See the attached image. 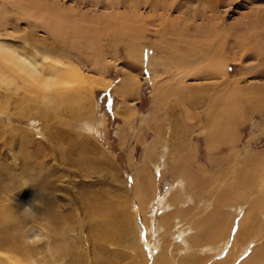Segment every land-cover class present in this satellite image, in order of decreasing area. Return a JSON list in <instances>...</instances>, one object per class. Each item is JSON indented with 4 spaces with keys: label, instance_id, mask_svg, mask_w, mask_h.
<instances>
[{
    "label": "rangeland",
    "instance_id": "obj_1",
    "mask_svg": "<svg viewBox=\"0 0 264 264\" xmlns=\"http://www.w3.org/2000/svg\"><path fill=\"white\" fill-rule=\"evenodd\" d=\"M215 1L0 0V42L19 55L21 47L31 49L49 63L81 71L69 102L58 107L28 93L6 71L13 80L8 90L0 86V206L10 204L16 218L28 217L27 228L39 227L43 215L28 205L41 207L32 199L39 191L53 201L60 234L73 229L83 259L101 257L100 264H131L124 243L134 235L143 253L148 244L168 245L171 258L179 252L176 234L218 209L234 226L222 249L202 262L227 257L239 264L264 251V237L245 238L243 249L244 241L234 238L264 185V0ZM128 77L132 89L119 91ZM28 126L42 128L43 138L25 134ZM81 157L90 169L79 164ZM254 165L256 178L245 188L240 179ZM34 169L41 170L37 176ZM178 176L188 183L184 192L167 197ZM42 179L49 182L38 189ZM98 194L99 204L111 200L121 220L118 233L102 228L115 234L103 240L90 231L84 212ZM224 196L235 207L218 208ZM186 231L183 238L199 234ZM33 238L26 240L31 247Z\"/></svg>",
    "mask_w": 264,
    "mask_h": 264
},
{
    "label": "bare ground",
    "instance_id": "obj_2",
    "mask_svg": "<svg viewBox=\"0 0 264 264\" xmlns=\"http://www.w3.org/2000/svg\"><path fill=\"white\" fill-rule=\"evenodd\" d=\"M206 1L208 2V0H206ZM209 1L210 2H216L215 0H209ZM50 14H52V13L50 12ZM53 15H54V12H53ZM49 18L54 19V17H52V16ZM52 21H54V20H52ZM52 21L49 22L48 25L52 24ZM43 26H44V24H43ZM51 30H54V28ZM0 41H2V40H0ZM15 50H16V48H15ZM15 50L10 48L9 45L7 46V43L5 45L4 43L0 42V86L4 85L7 87V90H8V88L11 86V80H13V79L10 78V76H7L6 71H10V73L12 71L19 77L20 81H22V84H23L22 87L28 93L32 92L37 99H42L46 103L53 104L55 107H58L59 105H63V104H65V102H69L67 99L69 97L66 98V96H68V94L74 90L73 89L74 87L73 88L71 87L72 82L77 81V80L78 81L81 80V75L79 73L80 70H78L77 66L75 67L73 65H70L69 63L68 64L65 63L66 65L63 66L61 64V62L58 60H55L54 62L49 63V61L48 62L46 61L47 58H42V56L37 55L36 52H32L31 49L26 50V48L21 47L19 49L21 51V55H19L18 52L16 53ZM140 55H141V51H140ZM28 56H29V58H28ZM152 60H154V59H152ZM11 75H14V74H11ZM82 78H83V76H82ZM134 80H136V79H134ZM132 81L133 80L131 79V77H128L124 82L125 84H123L122 88L119 89V91H122V92L127 91V93H128L132 89L131 88ZM12 84H13V82H12ZM133 84L135 85V83H133ZM17 88H15V89H17ZM19 89H20V87H19ZM155 89H156V86H155ZM155 91L157 92V90H155ZM117 92H118V90H117ZM20 109H22V108L20 107ZM27 110H29V109L27 108ZM227 113H229V112H226L223 114L225 115ZM221 114H222V112H221ZM0 115L4 116V113L0 112ZM221 116L222 115H220V117ZM22 117H23V115H22ZM220 117H219V119H220ZM29 122H31V120H29ZM212 129L213 128H211L210 130H212ZM18 130H20V129H18ZM18 130L17 131L15 130L17 132L16 135H18V133L20 132ZM25 130L26 131L23 130L25 132V134L26 133L29 134L30 132H34L38 136L37 138L39 140L43 138V131H42V128H40V127L32 128V126H30V127L28 126V128H26ZM166 133L167 132L164 133L162 140L163 139L166 140V137H167ZM219 134L217 133V135H219ZM18 136H20V137H18ZM18 136L17 137L20 140H22V141L24 140V137H22L23 135L22 136L18 135ZM212 137H213V135H212ZM165 146H166V144H165ZM38 152H40V151H38ZM84 152H86V150ZM81 155L83 156L84 153ZM86 159H87V157L86 158L81 157V158H79L78 162H79V164H81L82 167H84L87 170V169H90L92 167V165L89 164V162ZM177 168H179V167H177ZM255 168H256V165H254V166H252L249 169H246L244 171L243 178L240 179L241 180L240 185L247 188L248 186H250V184L253 183V180L256 178L255 173H254ZM46 169H48V168H46ZM34 170H35L34 172H35L36 176L41 171V170H36V169H34ZM53 175L55 176V174H53ZM49 176H48V178L50 180L51 177H49ZM23 177L25 179L26 178H34L35 179V177L26 176V175H24ZM176 179L177 180H175V181H177L176 182L177 187L175 185L168 187L167 197L171 196L172 193H174V191H176V189L183 190V188H184L183 185L188 184V183H186L185 179L181 178L180 176H178V178H176ZM49 180L45 181V179H44L42 182H40L39 187H37V188L38 189L43 188L46 185V182H49ZM142 185L140 184V187H142L141 190H144V186H142ZM148 187L150 188L151 186H148ZM145 190H147V189H145ZM138 192L140 193V190ZM138 192H137L136 196L139 195ZM182 192H184V190ZM34 193L35 194L32 195V199L40 201L41 207L38 208L34 204H30L29 202H28V205L30 206L31 212L33 214H35L36 216L41 215V214L43 215V217H41L42 218L41 222H43V223L40 224L39 227L38 226H32L30 228H27L28 217H20L19 216V218H16V216H14L16 214L14 211V207L10 206V204H5V205L0 206V264H89V263L91 264V262H92V264H100L102 259L99 256L98 257L100 259L97 257L93 258L92 256L90 257L89 255H87L86 260L83 259L80 247L78 246V244L76 242L73 241L75 239L74 238L75 236H72L73 234L72 235L70 234V233L74 232V230L70 229L69 231H67V233L65 235L60 234V231H59L60 227L58 224L59 221L57 219L59 216L57 215L56 211L54 210V206H53L54 204H53V201L51 200V198L40 194L39 191H37V192L34 191ZM147 194H150V193H147ZM185 194H186V192H185ZM231 195H232V193H231ZM101 198L102 197L99 196V194L97 196L95 195L94 201L92 202V204H90V207L87 208V210H85L84 212H86V215L88 216L86 224L89 226L90 231L92 233L94 232L96 235H98L100 240H103L104 237L107 238L108 235L113 237L115 234L113 232H110V231H108V233H106V232H104V230H102V228L111 227V228L116 230L115 233H118L119 229L121 228V220L119 218L120 214H119L118 208L116 210H113L112 201L108 200L109 201V203H108V201L105 200L106 201L105 205L104 204L100 205L99 201H101ZM260 199H264V185L260 190V197L255 199L254 201H252L250 204H248V214L249 215L246 216L245 219L243 220V222L237 226L238 231L234 237L237 239V241H239V240L244 241L245 238H248V237L254 236V235L258 237V240H259V238L264 237V228H263L264 224H262V222H261V215H260V211L263 208H262V203L260 202ZM140 200L143 201V198H141ZM184 200H186L185 197L183 198V201ZM102 201H104V200H102ZM227 201L228 200H227L226 196H224L223 198H220L217 202L218 208H221L224 206H225V208L226 207L231 208V206H234L233 204H227ZM225 202H226V204H225ZM26 203L27 202H25L24 204H26ZM116 203H118V202H116ZM162 203L166 204V202L164 201V198H162ZM170 204L167 203L168 206L166 208H171L172 206ZM179 204L182 205L181 202ZM183 204H184V202H183ZM185 211H184V213H186ZM221 211H223V210L218 209V211L213 212L211 215H209L205 219L192 220V222L189 223V225H190L189 228L195 229L196 232L199 231L198 232L199 234L195 233L194 235H190V236L187 235L188 237L183 238V236L186 235V232H187L186 230L189 228L188 227L183 228V229L179 228L181 230L176 235H178L180 238L179 239L180 245L174 249L176 251L179 250V252L178 253L175 252L174 256L172 255L171 258L167 254V248H168L167 244H166L167 245L166 247L165 246H163V247L159 246L158 247V245H149L148 244V249H147L148 252L143 253L141 251V247H139V244H138V240H139L138 236L134 235L133 239H130V241L124 243V248L128 249V251L131 254V256L129 257V259H131V264H147L149 260L151 261V264H197V263L200 264L199 262L202 259L206 258L205 257L206 253L214 255L217 252H219L220 249H222V247L224 246L223 244H224L225 240L227 239V236L230 234V231L232 230V228L234 226V220L232 219V217H230L231 215H228L227 212H221ZM206 213H208V212H206ZM183 215H185V214H183ZM226 215H228L229 217H227ZM123 217H124V215L121 216L122 219H123ZM177 217L178 216L174 217L173 219H176ZM193 217L196 218L197 213H194ZM63 218L65 219V221L67 219H69L68 215H64ZM96 218H102V219H100L101 224H99L100 220H99V223L96 222ZM164 219H166V218H164ZM179 219H180L179 222L183 223V221L181 220L180 217H179ZM14 220H15V222H14ZM30 220H34V219L30 218ZM123 221L125 222L124 219H123ZM164 221H163V223L161 221V223H162L161 227H164V224H165ZM173 222H174V220H173ZM117 224H119L118 228H117ZM171 224H172V222H171ZM172 227H175V226L172 225ZM150 230L151 229L149 228V225H148L146 231H150ZM260 230H262V231H260ZM32 236L37 240L35 244L33 243L34 248H33V246L31 247L26 241L28 238H30ZM34 238H33V240H34ZM39 238H41V239H39ZM258 240H256V241H258ZM236 244H237V242H236ZM247 245H248L247 240L240 243V246L242 247L241 249H243ZM174 247H175V245H174ZM259 247H261V246H259ZM100 249H101V247H100ZM136 251H139L142 255L138 256L136 254ZM182 251L186 252L185 255L182 254L183 256L181 255L179 258L177 257V259H176L177 254L178 255L181 254ZM213 252H215V253H213ZM262 252H264L262 249L258 250L252 257L249 256L247 259L241 261L239 264H262V263H264V260H263L264 258H263ZM199 253H202L204 257L202 256L200 259ZM251 255H252V253H251ZM138 257H139V260H137ZM140 257H141V259H140ZM226 258L227 257L222 258V261H220L218 264H232V263L234 264L233 261H230ZM236 259H237V257L234 258V260H236ZM135 260L137 261V263L135 262ZM207 260H209V259H207ZM211 262H212V260H211ZM201 264H205V263L202 262ZM236 264H238V263H236Z\"/></svg>",
    "mask_w": 264,
    "mask_h": 264
}]
</instances>
